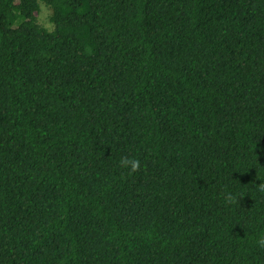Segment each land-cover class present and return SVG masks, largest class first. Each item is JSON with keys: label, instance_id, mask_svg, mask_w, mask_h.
<instances>
[{"label": "trees", "instance_id": "1", "mask_svg": "<svg viewBox=\"0 0 264 264\" xmlns=\"http://www.w3.org/2000/svg\"><path fill=\"white\" fill-rule=\"evenodd\" d=\"M260 183L264 0H0V264H264Z\"/></svg>", "mask_w": 264, "mask_h": 264}, {"label": "clouds", "instance_id": "2", "mask_svg": "<svg viewBox=\"0 0 264 264\" xmlns=\"http://www.w3.org/2000/svg\"><path fill=\"white\" fill-rule=\"evenodd\" d=\"M121 164L124 166H128L130 165L131 169L134 171L136 170V168L139 166V162L136 160H131V159H127V160H121ZM257 188L264 192V183H260ZM233 199H236V197H234L232 194H226V200L228 202H231ZM257 245L260 247H264V235H261L257 241H256Z\"/></svg>", "mask_w": 264, "mask_h": 264}, {"label": "rangeland", "instance_id": "3", "mask_svg": "<svg viewBox=\"0 0 264 264\" xmlns=\"http://www.w3.org/2000/svg\"><path fill=\"white\" fill-rule=\"evenodd\" d=\"M42 19H43V21L46 20V14H45V13H44L43 16H42Z\"/></svg>", "mask_w": 264, "mask_h": 264}]
</instances>
